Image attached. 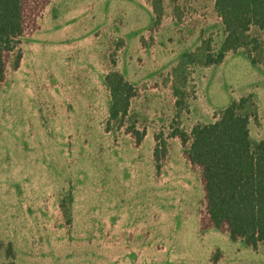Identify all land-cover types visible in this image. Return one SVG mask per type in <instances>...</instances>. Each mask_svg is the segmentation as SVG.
Here are the masks:
<instances>
[{
	"label": "rangeland",
	"instance_id": "rangeland-1",
	"mask_svg": "<svg viewBox=\"0 0 264 264\" xmlns=\"http://www.w3.org/2000/svg\"><path fill=\"white\" fill-rule=\"evenodd\" d=\"M22 8L0 81V264H246L210 231L201 169L173 134L241 100L252 139L264 132V28L206 66L226 38L215 0ZM112 72L136 90L121 123Z\"/></svg>",
	"mask_w": 264,
	"mask_h": 264
},
{
	"label": "trees",
	"instance_id": "trees-1",
	"mask_svg": "<svg viewBox=\"0 0 264 264\" xmlns=\"http://www.w3.org/2000/svg\"><path fill=\"white\" fill-rule=\"evenodd\" d=\"M215 11L226 38L218 58L206 66L220 64L226 53L240 49L251 27L264 28V0H215ZM23 26L22 0H0V81L4 78V55L15 49ZM105 83L112 102L109 118L121 123L128 116L136 90L116 72L108 74ZM244 103L232 102L214 123L194 126L189 137L184 133L173 136L180 139L183 148L190 141L184 155L201 169L212 227L225 229L231 240H240L247 247L261 244L264 248V141H251V116ZM154 158L159 161L158 149Z\"/></svg>",
	"mask_w": 264,
	"mask_h": 264
},
{
	"label": "crops",
	"instance_id": "crops-1",
	"mask_svg": "<svg viewBox=\"0 0 264 264\" xmlns=\"http://www.w3.org/2000/svg\"><path fill=\"white\" fill-rule=\"evenodd\" d=\"M248 128H249V136L252 141L253 139H252V130H251V119L249 121ZM253 133L255 134V138L253 141L255 142L264 141V132L261 129H259L258 131H254ZM210 231L214 232L213 234L216 237L223 238V241L226 243L225 247L231 250V252L239 253L243 251L245 254H247V255H242V260L246 261V264H247V261H254L256 259L257 255H253L254 253H256L253 250V248L247 247L240 240H231L227 231L225 233H221V232L211 230V229ZM241 248H244V249H241ZM258 249H259L258 251L259 253L262 250H264L263 246L259 247ZM260 256H263L264 258V255H260Z\"/></svg>",
	"mask_w": 264,
	"mask_h": 264
}]
</instances>
